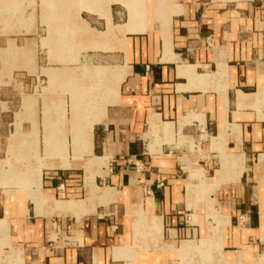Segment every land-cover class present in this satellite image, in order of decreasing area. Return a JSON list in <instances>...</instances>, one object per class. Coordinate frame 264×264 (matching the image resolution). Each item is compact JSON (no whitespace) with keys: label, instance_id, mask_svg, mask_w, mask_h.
Here are the masks:
<instances>
[{"label":"crops","instance_id":"crops-1","mask_svg":"<svg viewBox=\"0 0 264 264\" xmlns=\"http://www.w3.org/2000/svg\"><path fill=\"white\" fill-rule=\"evenodd\" d=\"M82 1L81 11L74 10L77 26L96 31L93 45L105 44L108 56L117 57L114 66L125 68L117 99L93 137V154L106 166L90 178L103 180L111 199L100 195L84 204L82 167L43 168L37 183L42 165L66 162L51 155L35 165L34 136L40 152L46 136L58 139L60 104L45 99L38 120V99L20 92L25 79H35V68L10 72L16 83L5 90L3 32L17 27L0 20V264H195L201 258H189V241L216 239L210 224L218 223L205 201L196 202L207 190L217 191L225 262L254 264L264 254V0H171L169 27L157 19L158 0H141L134 12L132 0H110L109 7ZM21 9L27 10L7 11L20 18ZM111 26L116 36L103 37ZM29 96L37 99L34 111L24 108ZM193 148H200L203 169L220 160L214 177L189 166ZM194 176L213 184L194 186L188 182Z\"/></svg>","mask_w":264,"mask_h":264},{"label":"rangeland","instance_id":"rangeland-1","mask_svg":"<svg viewBox=\"0 0 264 264\" xmlns=\"http://www.w3.org/2000/svg\"><path fill=\"white\" fill-rule=\"evenodd\" d=\"M0 1H2L0 7L5 12L3 18H0L2 25L17 27L15 30L3 32L5 42L2 45L3 50L1 52L4 59L1 81L5 90L11 83H16L14 79L11 80L10 72L28 70L32 73L33 68H35L33 72L35 79H25V85L23 88L22 85L20 86V92L30 93V95H34L38 99L40 109L37 112L38 120H42V104L45 99L52 101L55 107L60 104L56 113L59 120L58 125L60 126L57 125L58 139L55 136L52 138L46 136L43 152H40L37 135L35 134L34 136L36 137L34 144L35 165L39 166L45 158L51 155L56 157L58 155L66 161L70 168H84L86 184L87 179L97 174L96 167L103 168L106 166L104 160L96 159L97 157L93 154L94 128L96 124L104 120L107 107L115 103L119 87L123 82L125 68L114 66L118 64V61H116L117 57L111 58L108 56L109 53H107V48L104 47L105 44L93 45L97 43V37L100 36L96 31L91 33L77 26L78 24L80 25V19H75L77 15L74 14V10L76 13L81 11L82 0H18L19 5L12 3L11 5L8 1L4 0ZM110 2V0H103L102 5L109 7ZM141 2V0H132L131 10L133 12L135 10L140 11ZM157 2V19L161 22L162 26L169 27L172 19V7L174 5L171 0H158ZM16 6L27 8L25 13V9H21L23 16L20 18L17 14L10 17V11H7V9ZM122 8L121 5H117L116 9L117 12H120L119 17L121 20L124 17ZM25 20H27L26 23ZM88 21L91 22V18ZM65 25L68 27L67 30L61 31L60 27H66ZM100 34L103 37L116 36L113 26ZM117 35H119V31H117ZM6 38H12L15 41L9 43L6 41ZM113 46H116L117 49L123 48L119 44H114ZM113 54L118 55L119 53ZM65 58L67 62L63 60ZM43 68H62L68 72V78H64L65 72L62 69ZM15 79L18 80V76H15ZM19 83L21 84V81ZM35 97H26L24 99V108L34 111V107L37 105ZM59 100H61V103H59ZM21 104L22 98L20 97V106ZM24 115L25 117H29L31 114L25 113ZM69 122L72 123V129L69 128L68 130L67 125ZM18 128L20 133H22L21 124ZM24 130L25 132L31 131L29 127H25ZM37 131H40V129H37ZM51 139L56 142L52 145V151L56 155L49 154L48 144ZM199 149L193 148L194 159L190 161L193 164L190 163L189 166L204 170L205 178L214 177L215 170L219 168L220 160L218 158L209 160L211 165L209 164V168L203 169L204 160H202V155L199 154ZM86 156H91L92 158L85 160ZM241 162V168L245 171L244 157ZM47 165L48 162L42 165V169L49 168ZM42 169H39L37 178L38 175H41ZM185 171L184 177L188 178L189 172H187V169ZM206 181L204 177L199 176L191 177V180H188L190 184L197 185V187L206 183L213 184ZM92 185L93 188L87 193L89 198L87 196L88 199L84 200V204L92 203L93 200H96L95 196L100 197V195L102 200L111 199L108 189H101L104 185L103 180H99L97 184L95 178ZM105 192L109 193V198L107 199L103 196ZM216 193L217 191L207 190L205 197L196 200V202H206L208 217L217 222L218 225L214 226L212 223L210 224V228L214 231L216 239H202L198 242L189 241V248H186L192 253L189 258H193L194 262L196 257L197 259H199L198 257L201 258L195 264H210L212 259L214 261L215 258L225 262L223 249L220 247L221 245H219L218 241L222 229L221 213L216 209L215 199L212 197ZM262 220L264 223V214H262ZM262 248L264 249V245ZM182 257L188 258L183 255ZM229 259L235 261L236 257L230 256ZM258 263L264 264V254L254 264ZM225 264L229 263L226 261Z\"/></svg>","mask_w":264,"mask_h":264},{"label":"bare ground","instance_id":"bare-ground-1","mask_svg":"<svg viewBox=\"0 0 264 264\" xmlns=\"http://www.w3.org/2000/svg\"><path fill=\"white\" fill-rule=\"evenodd\" d=\"M50 149L53 150L52 147ZM51 162H55V161H51ZM42 167H41V169H42ZM47 167H49V168H56V167H60V168H70L68 166V164L66 162H64L63 160H62L61 163L60 162L57 163V161H56V163H52V164L51 163H48ZM40 176L41 175H38V178H37L38 183H40V179H41ZM92 183H93V180L91 178L87 179L86 184H85L86 189H87V193H89L90 192V189L93 188ZM108 191L110 193V198H111V195L112 194H111L110 190H108ZM108 200H110V199H107L106 201H108ZM262 214H264V206L262 207Z\"/></svg>","mask_w":264,"mask_h":264},{"label":"built area","instance_id":"built-area-1","mask_svg":"<svg viewBox=\"0 0 264 264\" xmlns=\"http://www.w3.org/2000/svg\"><path fill=\"white\" fill-rule=\"evenodd\" d=\"M61 188L64 189V185H62ZM243 220H245V219L243 218Z\"/></svg>","mask_w":264,"mask_h":264}]
</instances>
